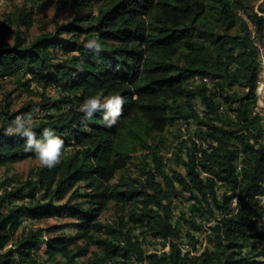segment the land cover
Segmentation results:
<instances>
[{"label":"trees","instance_id":"1","mask_svg":"<svg viewBox=\"0 0 264 264\" xmlns=\"http://www.w3.org/2000/svg\"><path fill=\"white\" fill-rule=\"evenodd\" d=\"M78 2L71 23L56 24V33L33 42L25 39L34 22L27 7L0 22V78L22 74L29 77L22 83L27 90L34 82L44 89L57 87L63 94L54 102L43 95L39 103L0 111V167L35 158L24 150L27 138L9 134L6 128L16 127L11 120L17 115L36 109L48 112L39 118L37 133L55 128L65 147L75 149L0 196V264H118V259L131 256L141 264H264V226L258 220L263 210L256 200L264 193V135L254 115L258 48L241 13L258 30L264 29V16L249 11L244 0H104L96 16L83 13L86 0ZM208 20L227 30L241 24L242 34L216 36ZM89 33L101 36L100 53L85 49L81 37ZM10 35L12 43L7 41ZM57 50L68 59L55 63ZM198 77L209 79L212 86L191 87ZM235 84L248 91L232 98L227 90ZM115 91L126 97L117 124L106 127L97 113L87 127L80 126L83 100ZM198 99L204 107L202 117ZM180 120L193 121L198 126L193 136L207 145L198 147L193 137L180 138L185 173L167 175L162 158L155 156L144 179L122 177L99 205L87 201L86 209L76 192L58 205L77 183L86 182L91 190L108 185L130 164L136 146L146 148L156 134ZM176 199L189 202L191 219L184 220L185 225L173 221ZM110 202L133 206L116 227L97 221ZM64 215L75 220L70 227L79 238L45 239L43 230L30 231L6 249L23 221ZM197 218L200 224L214 222L206 237L214 246L190 258L189 250L182 251L181 233L183 227L202 231ZM136 231L168 241L170 249L164 250L163 243L161 250L146 254ZM187 236L194 239L190 232ZM81 238L88 242L85 248L78 245ZM43 244L46 257L40 259ZM91 245L102 255L82 263Z\"/></svg>","mask_w":264,"mask_h":264},{"label":"rangeland","instance_id":"2","mask_svg":"<svg viewBox=\"0 0 264 264\" xmlns=\"http://www.w3.org/2000/svg\"><path fill=\"white\" fill-rule=\"evenodd\" d=\"M103 2L104 0H86L87 7L82 6V11L85 15L96 16L98 8L103 4ZM244 2L249 11L264 16V13L261 11L262 7H264V0H244ZM78 5V0H6L2 6H0V22L7 16L13 14L17 9H21L23 6L27 7L28 10L33 13L34 19L33 25L26 31L25 35V39L29 43L33 42L41 35L56 33V24L66 25L71 23L77 16L79 8ZM241 16L247 23V32L250 33L253 41L257 45L258 59L264 60V29L258 30L244 14L241 13ZM207 26L212 29L216 36H237L241 35V31L243 30L241 24L232 30H227L220 23L210 20L207 21ZM21 30L24 31L25 29L21 28ZM13 31H15V28H13ZM86 37L82 36L81 41L85 42L87 39ZM13 40L14 35H10L7 39L10 43H12ZM67 59L68 56L62 55V52L57 50L55 54V63H62ZM28 79V76L25 77L22 74L0 78V111H17L28 103H39L43 99V95L45 98L49 99L50 102H54L63 97V94L57 87L44 89L34 82L31 83L29 90H27L26 87H22V83H26ZM195 83H193L191 87H196L201 84L197 81ZM247 91L248 89L242 85L235 84L228 88L227 94L232 97L234 94L243 95ZM195 104L198 111L204 112V110H201L203 106L199 99L196 100ZM231 107L232 109H235L237 106L236 104H233ZM228 108V105L222 106L223 111H228ZM65 109H68V106ZM228 112L231 114V117H235V114L231 110ZM47 113V111L39 110L37 115L41 118ZM51 113H54V111ZM196 127L198 126L195 125L193 121L186 122L184 120H180L176 125L168 127L163 133L156 134L155 139H151L146 148L136 146V148L132 150V159L130 164L122 173L117 174V176L108 185L91 190L88 188V184L86 182L77 183L73 188H71V190H69L65 199L62 202H59L58 205H64L75 192L78 196L80 195V197H78V201L83 203L86 209L90 207L87 201H92L99 205L108 195L113 185L118 183L122 177L125 179H144L143 173L146 168L148 169L152 166L148 163L152 164V159L155 156L162 158L163 164L165 165L164 171L167 175H172L174 171L178 173H185L182 161L186 156L185 152H182L181 154L179 152L181 142L180 138L189 139L194 137L193 134ZM74 152V148H67V151L62 154L59 161ZM42 166L43 165L39 159L35 157L25 159L7 167H0V196L6 191H10L12 188H20L26 182L33 180L34 174ZM42 194L43 191H40L39 195ZM86 195H91L92 198H89ZM174 207H176L173 210L174 222H183L186 219H191V214L188 212L189 202L187 200L176 199ZM132 209L133 206L130 205L121 206L115 202H110L98 216L97 221L105 225H112L116 227L117 224L120 223V219L124 218V216ZM183 213L186 214V218L182 216ZM201 220V218H197L198 224L201 223ZM74 222L75 220L66 215L39 221L25 220L15 232L13 240L9 243L6 249L13 247L17 238L27 235L30 231L43 230V237H46V239L56 236L79 238L80 233L76 229L70 227V225ZM200 225L203 227L202 231H197L195 229L188 231L186 227H183L181 233V242L185 245L188 244L189 246L190 258L200 256V253L202 250L204 251L205 246H209L210 248H213L212 246H214V243H210L208 239L206 240L207 234L210 232L209 227L213 225V222H202ZM188 232L192 233L194 239L187 236ZM135 234L137 235L142 250L146 254L153 253L156 250H161L163 248V243H166L164 250H167V246L169 245L168 241H164L162 238H155L149 234H140L139 231H136ZM100 237H105V235H100ZM87 243L88 242L83 238L78 240V245L81 248H85ZM46 247V244L41 246V249L38 252L40 259H44L46 257L44 255ZM101 255L102 253L99 249L95 245H91L88 247L87 256L81 258L80 261L84 263L89 261V259H94L100 257ZM117 263L141 264V262L137 261V257L135 256H131L129 259L120 258L117 260Z\"/></svg>","mask_w":264,"mask_h":264},{"label":"clouds","instance_id":"3","mask_svg":"<svg viewBox=\"0 0 264 264\" xmlns=\"http://www.w3.org/2000/svg\"><path fill=\"white\" fill-rule=\"evenodd\" d=\"M84 47L86 50L100 53L104 45L99 33H89ZM125 102L126 97L119 91H115L106 96H102L99 93L87 96L80 105V111L83 113L80 126L87 127V121L93 119L97 113H99L101 122L106 127L117 124L118 120L122 118ZM37 113H39V109H36L35 112L17 115L11 120V123L15 124L16 127L8 126L6 132L26 137L24 150L34 153L42 165L51 168L59 162L63 152L67 151L65 139L61 135H58L57 130L52 127H45L38 134L35 130L39 123Z\"/></svg>","mask_w":264,"mask_h":264},{"label":"built area","instance_id":"4","mask_svg":"<svg viewBox=\"0 0 264 264\" xmlns=\"http://www.w3.org/2000/svg\"><path fill=\"white\" fill-rule=\"evenodd\" d=\"M6 0H0V6L5 2ZM197 82H200L202 85H207L208 87L212 86V83L209 79L207 78H196ZM218 81V80H216ZM256 96H257V101H256V106L254 107V115H257L260 118V126L264 135V60H260V65H259V75H258V82H257V88H256ZM201 110H204V107H202ZM198 114L202 117L203 112L198 111ZM194 141L198 145V147L206 148L207 145L205 144L204 141H202L199 138L193 137ZM217 143H214L216 145ZM241 160V159H240ZM238 166L240 167V162L238 163ZM262 186L264 188V181L262 183ZM256 200L259 204V207L263 210L262 215L258 218L259 222L261 225L264 226V193L261 195L256 196ZM232 206L236 207L238 205V196H234L232 201ZM214 224V222H213ZM46 239V237H44ZM184 244V243H183ZM170 249V245L167 246V251ZM189 250V246L187 245H182V251L183 253L187 252ZM203 250L201 251V253ZM200 253V254H201Z\"/></svg>","mask_w":264,"mask_h":264}]
</instances>
